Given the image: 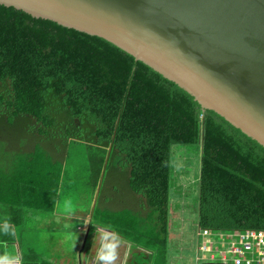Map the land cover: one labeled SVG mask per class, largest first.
Segmentation results:
<instances>
[{
    "label": "trees",
    "instance_id": "trees-1",
    "mask_svg": "<svg viewBox=\"0 0 264 264\" xmlns=\"http://www.w3.org/2000/svg\"><path fill=\"white\" fill-rule=\"evenodd\" d=\"M22 132L29 149L18 151L13 136ZM78 146L93 200L99 195L91 231L103 227L149 250V264H171L174 147L202 154L201 256L207 240L214 249L218 237L264 231L261 144L111 42L0 5V260L21 243L27 215L59 213L63 163ZM110 169L126 173L138 211L107 209ZM22 264L44 263L30 252Z\"/></svg>",
    "mask_w": 264,
    "mask_h": 264
},
{
    "label": "water",
    "instance_id": "water-1",
    "mask_svg": "<svg viewBox=\"0 0 264 264\" xmlns=\"http://www.w3.org/2000/svg\"><path fill=\"white\" fill-rule=\"evenodd\" d=\"M0 5L111 42L264 147V0H0ZM91 238L92 262L99 237L90 229L85 243Z\"/></svg>",
    "mask_w": 264,
    "mask_h": 264
},
{
    "label": "rangeland",
    "instance_id": "rangeland-1",
    "mask_svg": "<svg viewBox=\"0 0 264 264\" xmlns=\"http://www.w3.org/2000/svg\"><path fill=\"white\" fill-rule=\"evenodd\" d=\"M14 149L26 150L29 149V137L25 133H19L13 136ZM201 151L199 147H174V172H173V192H172V205L173 214L178 220L175 221L173 229L178 227L182 230L183 236L180 245L175 243L171 234V264H223L219 262H198V257L201 253L198 251V241L203 238L198 225V207H199V188L201 179ZM64 165V179L61 189V201L59 213L63 215L78 214V208L81 207L80 212L86 213V205L91 203L95 193L94 187L91 186L90 171L88 167V160L86 156V149L83 146H78L71 151V157L63 163ZM126 174V173H125ZM121 173L119 175L115 169H110L106 174L103 186V195L110 197V204L108 205L109 211H122L128 205L133 211H138V198L132 193L128 184L127 176ZM141 200V199H140ZM94 202V200H93ZM93 204V203H92ZM115 207V208H113ZM129 207V206H128ZM46 219V220H43ZM51 216L49 215H28L21 227V250L24 255L29 254L30 250H34L40 258L50 264H69L67 259L72 258L74 254V235L71 231L68 233L52 234L50 229H41V226L48 227L50 224ZM75 225H83L81 222L74 223ZM71 226L69 220L66 226ZM76 227V226H75ZM103 228V227H102ZM105 229V228H103ZM76 230V229H75ZM96 229L92 232L93 235H102V231L98 233ZM63 234V235H62ZM176 238V233L174 239ZM61 239L63 241L61 242ZM224 238L218 237L221 248L227 249V246L222 245L221 242ZM227 242H230L228 236ZM93 238L90 239L87 248L85 249L84 262L91 263V246ZM4 247V246H3ZM8 248V247H7ZM8 254L4 257L12 258L15 256L16 250L14 244L7 249ZM218 253L220 248H214ZM76 253V251H75ZM210 258V255L202 254L201 258ZM67 258V259H66ZM42 262V261H41ZM142 262V263H140ZM151 261L145 259V256H135L131 264H149ZM232 264V263H229Z\"/></svg>",
    "mask_w": 264,
    "mask_h": 264
},
{
    "label": "crops",
    "instance_id": "crops-1",
    "mask_svg": "<svg viewBox=\"0 0 264 264\" xmlns=\"http://www.w3.org/2000/svg\"><path fill=\"white\" fill-rule=\"evenodd\" d=\"M98 196L97 195V199L94 200L93 204L91 205H86V213L85 212H80L81 207H79L78 210V214H68V215H63V214H56L55 216H51V220H50V224H48V227L45 226H41V229H50V232L52 234H59V233H68V232H72L74 235H78L77 238H74V254H72V258H69V260L67 259V263L70 262L69 264H88L86 262H84V256H85V249L88 246V242L85 243V239H86V234L87 232L90 230V223L92 221V214L90 213L91 211L94 210V208L97 207L98 205ZM129 206V207H128ZM126 207V209H123L122 211H133L132 208H130V206L132 205H128ZM92 207V208H91ZM115 208V207H113ZM60 211V210H59ZM120 211H114V212H122ZM29 215H34V214H29ZM28 217V215L26 216ZM26 219V218H25ZM46 220V219H43ZM67 220L70 221L71 226L65 227L66 226V222ZM178 220V217L175 218L172 215V237L173 240H175V243H178V245H180L181 243V239L182 236L184 234L183 232V228L185 227V222H183L182 224L184 225V227H182V230L178 227L177 229H173L175 221ZM81 222V224L83 225H75L72 226L74 223H79ZM174 223V224H173ZM101 229V230H98ZM76 229V230H75ZM97 231H99L98 233H100V231H102V235L96 234L99 237V242L94 246L95 250H94V254L95 257L92 259V262L89 264H102L101 261L98 260V253L101 250V244H102V238L103 237H108V241L112 242V243H117V248H116V259L114 261H112V264H131L134 261V255L136 256H145V259H147L148 261L150 260V255L152 254L149 250L145 249V248H139L137 247L133 242H130L126 239H124L123 237L119 236L116 234V232L112 231V230H108V229H103L102 227H97L96 229ZM93 231H91V236L93 235L92 233ZM176 233V238L174 239ZM62 234V235H63ZM94 234V235H95ZM60 235V234H59ZM171 237V235H170ZM63 241V239H61V242ZM90 241V240H89ZM199 244V241H198ZM21 243L17 242L14 244L16 253L15 256L12 258H6L4 260H0L1 264H14L15 261H17L18 259L22 260V250H21ZM5 250V249H3ZM76 251V253H75ZM30 252H34L38 257L39 255L34 251V250H30ZM3 256V255H2ZM40 258V257H39ZM40 260L44 263V264H50L48 262H46L45 260H43L42 258H40ZM142 263V262H140Z\"/></svg>",
    "mask_w": 264,
    "mask_h": 264
},
{
    "label": "built area",
    "instance_id": "built-area-1",
    "mask_svg": "<svg viewBox=\"0 0 264 264\" xmlns=\"http://www.w3.org/2000/svg\"><path fill=\"white\" fill-rule=\"evenodd\" d=\"M205 237L211 236L208 231L204 232ZM213 241L207 240L201 248L204 254H210L209 262H219L223 264H264V231H250L246 234H234L230 236L228 243L223 239L221 246H227V249L219 247L218 253L213 249ZM206 259V258H205ZM204 258L202 260H205ZM1 264V261H0ZM14 264H22L18 259Z\"/></svg>",
    "mask_w": 264,
    "mask_h": 264
},
{
    "label": "clouds",
    "instance_id": "clouds-1",
    "mask_svg": "<svg viewBox=\"0 0 264 264\" xmlns=\"http://www.w3.org/2000/svg\"><path fill=\"white\" fill-rule=\"evenodd\" d=\"M117 246H118L117 243L109 242L108 237H103L101 250L98 253V260L101 261L102 264H112V261L116 259ZM199 259H203V258L198 257V262ZM205 260H207V258Z\"/></svg>",
    "mask_w": 264,
    "mask_h": 264
}]
</instances>
